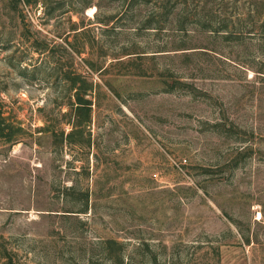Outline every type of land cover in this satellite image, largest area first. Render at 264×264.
I'll use <instances>...</instances> for the list:
<instances>
[{"label": "rangeland", "instance_id": "obj_1", "mask_svg": "<svg viewBox=\"0 0 264 264\" xmlns=\"http://www.w3.org/2000/svg\"><path fill=\"white\" fill-rule=\"evenodd\" d=\"M27 1L0 0V264H264V0Z\"/></svg>", "mask_w": 264, "mask_h": 264}, {"label": "trees", "instance_id": "obj_2", "mask_svg": "<svg viewBox=\"0 0 264 264\" xmlns=\"http://www.w3.org/2000/svg\"><path fill=\"white\" fill-rule=\"evenodd\" d=\"M24 1V2H23ZM11 0V4L14 5V7H16L17 5H19L21 2L23 3H28L27 0ZM131 3H134L135 0H130ZM74 84V83H73ZM74 87V85H73ZM86 92H79V90H77L75 92V104H76V108L77 110H80L79 108H87V109H90V105H91V101L90 100H87L86 99ZM78 115L77 114V117L76 115H74V118L73 120H70L69 123H70V126H71V131L69 134H67L65 136V140L68 141L69 143H73V139L74 137L76 136H79V137H82V133H83V127L85 124H87L90 120L89 116L87 115L86 118L84 119H77L78 118ZM107 246H108V249H110V252L114 255H117V258H119V249L118 248L117 250H114V248L112 246L114 245H117L114 241L112 240H108L107 242Z\"/></svg>", "mask_w": 264, "mask_h": 264}, {"label": "built area", "instance_id": "obj_3", "mask_svg": "<svg viewBox=\"0 0 264 264\" xmlns=\"http://www.w3.org/2000/svg\"><path fill=\"white\" fill-rule=\"evenodd\" d=\"M253 221L257 223H262L264 222V218L262 216V213L260 211L255 212L253 216Z\"/></svg>", "mask_w": 264, "mask_h": 264}]
</instances>
